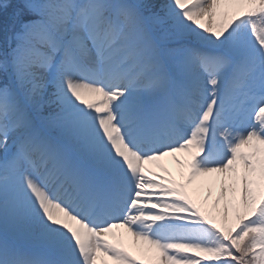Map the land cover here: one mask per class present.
Segmentation results:
<instances>
[{"label": "snow or ice", "instance_id": "snow-or-ice-1", "mask_svg": "<svg viewBox=\"0 0 264 264\" xmlns=\"http://www.w3.org/2000/svg\"><path fill=\"white\" fill-rule=\"evenodd\" d=\"M109 260L264 264V0H0V264Z\"/></svg>", "mask_w": 264, "mask_h": 264}, {"label": "rangeland", "instance_id": "rangeland-1", "mask_svg": "<svg viewBox=\"0 0 264 264\" xmlns=\"http://www.w3.org/2000/svg\"><path fill=\"white\" fill-rule=\"evenodd\" d=\"M182 165V163L168 165V169H166L167 172L164 171L161 175L175 180L177 184L185 183L188 168ZM186 193L192 194L197 198V200L203 205L206 211L205 213L209 216L210 219L215 220L218 225L223 224L221 210L224 207V201L221 200L219 206L216 205V200L220 193L219 184L212 185L209 181H206L204 177H199L193 182L191 186L186 188ZM152 211H158V209H153ZM234 222V218L230 214L228 219V227H231ZM120 239H122V241L120 242L116 240L117 243L121 244V246L129 253L131 257L135 255L136 257L140 258V260H146L154 255V253H148V255L146 256V245L134 241L130 235H126L124 237L120 236ZM110 264H114V262L111 261Z\"/></svg>", "mask_w": 264, "mask_h": 264}, {"label": "bare ground", "instance_id": "bare-ground-1", "mask_svg": "<svg viewBox=\"0 0 264 264\" xmlns=\"http://www.w3.org/2000/svg\"><path fill=\"white\" fill-rule=\"evenodd\" d=\"M188 159H189L188 154L177 153L175 156L165 157L164 159L157 161V162H154L153 164H146L145 167L148 169H151L153 172H156L157 174H160L162 172L161 167L163 169H168L167 168L168 164L174 165L175 163H177V161H180V163H182L184 166L187 167ZM204 178L206 179V181H209L212 185H218L219 184L212 177H204ZM208 178H211V179H208ZM118 234H120L122 236L129 235L124 229H114L113 234L109 237L110 241L113 243H116V242H114V239H115V237H118ZM115 241H116V239H115ZM102 259H106V258H102Z\"/></svg>", "mask_w": 264, "mask_h": 264}]
</instances>
